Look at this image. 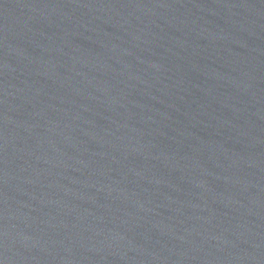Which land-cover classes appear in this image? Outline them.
Masks as SVG:
<instances>
[{"label": "water", "instance_id": "water-1", "mask_svg": "<svg viewBox=\"0 0 264 264\" xmlns=\"http://www.w3.org/2000/svg\"><path fill=\"white\" fill-rule=\"evenodd\" d=\"M0 264H264V0H0Z\"/></svg>", "mask_w": 264, "mask_h": 264}]
</instances>
